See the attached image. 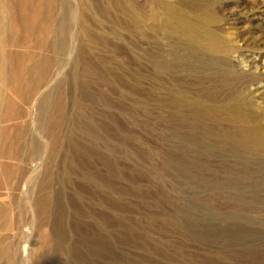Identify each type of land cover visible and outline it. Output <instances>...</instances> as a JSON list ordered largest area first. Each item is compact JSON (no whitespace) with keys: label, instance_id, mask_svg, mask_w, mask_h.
Masks as SVG:
<instances>
[{"label":"rangeland","instance_id":"374dc122","mask_svg":"<svg viewBox=\"0 0 264 264\" xmlns=\"http://www.w3.org/2000/svg\"><path fill=\"white\" fill-rule=\"evenodd\" d=\"M0 264H264V0H0Z\"/></svg>","mask_w":264,"mask_h":264},{"label":"bare ground","instance_id":"6f19581e","mask_svg":"<svg viewBox=\"0 0 264 264\" xmlns=\"http://www.w3.org/2000/svg\"><path fill=\"white\" fill-rule=\"evenodd\" d=\"M169 7H170V6H169ZM167 9H168V8H167ZM170 9H171V7H170ZM172 10H173V8H172ZM168 11H169V10H167V12H168ZM174 11H176V10H174ZM177 12H178V11H177ZM171 13H173V11H172ZM174 13H175V12H174ZM174 13H173V14H174ZM179 14H180V13H179ZM181 14H182V13H181ZM167 15H168V13H167ZM169 15H170V14H169ZM169 15H168V16H169ZM175 15H176V14H175ZM184 15H185V14H184ZM184 15H183V18H185V19L188 18V15H187V17H185ZM181 16H182V15H181ZM164 17H166V16H164ZM176 17H177V15H176ZM167 18H169V17H167ZM170 18H171V17H170ZM190 18H192V17L190 16ZM193 18H194V17H193ZM193 18H192V19H193ZM164 19H165V18H164ZM164 19H163V20H164ZM198 19H199V18H198ZM194 20H195V19H194ZM196 20H197V19H196ZM196 20H195V21H196ZM170 21H171V20H170ZM180 21H181V20H180ZM201 21H202V20H201ZM164 22H165V21H164ZM167 22H168V21H167ZM178 22H179V21H178ZM190 22H191V21H190ZM151 23H152V22H151ZM183 23H184V22H183ZM205 23H206V22H205ZM184 24H185V23H184ZM186 24H188V22H187ZM192 25H196V24L192 23ZM192 25H191V27H192ZM206 25H207V24H206ZM200 26H201V25H200ZM203 26H205V25H203ZM184 27H186V25H185ZM188 27H189V26H187V28H188ZM191 27H189L188 30H189ZM174 28H176V27H174ZM178 28H179V27H178ZM202 28H203V27H202ZM206 28H208V27H206ZM206 28H205V29H206ZM192 29H193V28H192ZM208 29H211V28L209 27ZM181 30H182V29H181ZM183 30L185 31L184 28H183ZM183 30H182V31H183ZM203 30H204V29H203ZM175 31H177V30H175ZM184 31H183L182 33H184ZM190 31H191V30H190ZM198 31H199V30H198ZM178 32H179V31H178ZM192 32H193V35H192V37H193V36H194V31H192ZM215 32H216V31H215ZM197 35H199V34H197ZM197 35H196V36H197ZM182 36H183V35H182ZM196 36H195V37H196ZM199 36H201V35H199ZM199 36H198V37H199ZM186 37H187V36H186ZM198 37H197L196 39H198ZM190 38H191V36H190ZM219 38H220V37H219ZM199 39H200V37H199ZM185 41H186V40H185ZM197 41H198V40H197ZM198 42H199V41H198ZM187 43H188V42H187ZM215 43H216V42H215ZM193 44H194V43H193ZM190 45H191V44H190ZM197 49H198V48H197ZM209 52H210V51H209ZM211 54H213V53H211ZM230 106H231V105H230ZM237 106H238V105H237ZM226 107H227V106H226ZM228 107H229V106H228ZM219 112H220V111H219ZM230 113H231V112H230ZM239 113H240V112H239ZM226 117H227V116H226ZM232 118H233V117H232ZM233 119H234V118H233ZM236 119H237V118H236ZM238 120H239V119H238ZM235 121H236V120H235ZM244 122H245V121H244ZM237 123L240 124L239 122H237ZM241 124H242V123H241ZM236 126H237V125H236ZM254 132H255V131H254ZM255 134H256V132H255ZM254 136H255V135H254ZM261 137H262V136H261ZM260 141H261V140H260ZM245 144H246V143H245ZM246 145H247V144H246ZM248 146H249V145H248ZM251 147H252V146H251ZM252 149H253V148H252Z\"/></svg>","mask_w":264,"mask_h":264}]
</instances>
